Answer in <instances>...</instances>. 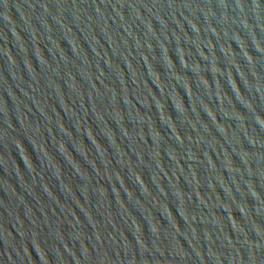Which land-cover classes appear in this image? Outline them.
<instances>
[{"label": "water", "instance_id": "95a60500", "mask_svg": "<svg viewBox=\"0 0 264 264\" xmlns=\"http://www.w3.org/2000/svg\"><path fill=\"white\" fill-rule=\"evenodd\" d=\"M0 264H264V0H0Z\"/></svg>", "mask_w": 264, "mask_h": 264}]
</instances>
